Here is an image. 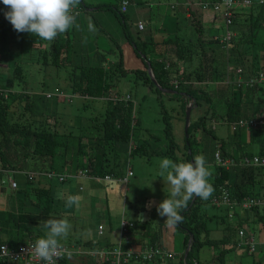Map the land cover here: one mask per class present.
Listing matches in <instances>:
<instances>
[{
  "label": "trees",
  "instance_id": "1",
  "mask_svg": "<svg viewBox=\"0 0 264 264\" xmlns=\"http://www.w3.org/2000/svg\"><path fill=\"white\" fill-rule=\"evenodd\" d=\"M121 1L117 0L116 3L108 5L87 3L85 0H81L75 10L76 22L79 25L80 18V23H84L83 26H85L82 27L81 24L79 27L73 26L66 33L59 34L51 42L43 41L39 37L34 38L35 36L30 33L16 32L4 15H0V170L12 172V176L18 182V189L11 194L13 203H9L10 209L0 211V245L7 244V246L16 249L28 240L35 241L44 234L40 225L45 220L64 218L76 207L75 205L71 208L65 207L64 201L58 199V194L66 193L65 189L69 186L61 188L55 193L52 186L33 182L37 174L40 176H44L41 173L46 172L54 175H56L55 172L70 174L79 168H86L97 182H100L98 180L103 179L106 174L119 176L121 174L119 166L122 162L120 154L123 147L131 144V141L137 137L140 144L138 143L136 148L140 153L148 156L167 155L174 162H191L196 155L202 154L206 158L207 166H214V170L208 177L209 183L215 189L212 196L206 201L195 197L189 201L187 208L180 212L184 219L182 223L175 226V229L183 235L184 246L178 257L180 264H204L200 252L203 247L208 246L214 250L212 254L214 260H217L218 264H225V255L237 249L236 237L239 228L247 227L249 224L247 230H251L255 236L254 228L259 230V227H264V224L259 225L260 220L264 222L263 214L260 212V208L263 206L254 205L248 209H244L242 206L243 198L264 194V184L261 180L264 168L232 167L228 169L216 162V156H221L224 159L234 157L235 151L247 156L255 154L249 153L243 148L251 143L257 145L258 154L264 155V124L249 130L241 128L232 130L231 127L234 122L240 119H264V85L258 82L252 85L245 84V80L254 77L260 72L259 70L264 71V39L259 37L262 30L264 38V0H249L248 3L236 0L229 8L231 14L233 13L230 23L224 22V25L222 24L224 34L216 37L206 35L200 11L201 8L212 7V4L220 3L221 0H189L182 5L178 0V2L172 3L171 10L167 11L168 14L176 16V32L172 33V38L170 34L164 36L163 40L158 39L161 37L152 35L149 18H147L148 22L144 23L143 20L138 19V14L134 15L133 13L131 18L125 15L131 2L143 4L142 0H128L129 5L126 12L120 11ZM204 3H207L208 6L204 7ZM104 7L112 9L122 26L125 38L135 53L141 57L144 68L126 70L123 65L120 45L111 38L114 44V48L111 49L112 55L117 53V60L108 59L107 54L111 50H97L89 53L87 45L89 41L92 42L93 34L88 31L89 20L87 21L86 17H89L91 10ZM149 9L151 8L149 7ZM157 10L164 12L163 9ZM138 21L144 24L142 30L137 26ZM94 25L97 31L106 32L98 28L96 24ZM186 26L193 27L195 38L181 37L184 34H179V32H182ZM81 28L82 30H80ZM259 28L261 29L259 30ZM83 30H86L87 34L84 38L82 37ZM227 33L230 34V39L224 40ZM256 37L261 41H257ZM252 51L255 53H251ZM32 54H36V57L33 58ZM248 55L252 59H249ZM195 57L201 60V65L193 70L185 68L184 66L191 64ZM31 61L40 63L42 69L43 67L44 69L50 68L55 73L64 72L67 75L66 86L64 84V87L57 85V91L61 92L59 95L64 93L63 90L68 89L75 96H83L87 100L100 101L103 104V112H100L99 116L90 117L92 123L86 126V128L88 127L87 133L89 132L85 137L86 140L82 135H74L71 131L66 132L62 128L63 125H59L56 117L53 119L48 113L35 111L39 107H42L44 111L50 108V105L44 102V97H50L51 93H48L50 96L32 93L34 89L32 86H28L24 74V64L32 63ZM148 64H150L157 84L148 74ZM181 65L182 68H180ZM234 68H242V72L236 74ZM129 71L133 72L135 84L140 83L151 89L154 88L158 94L177 95L180 100V108L185 111V116L189 104L191 105L190 117L194 108L204 112L193 123L189 121L185 151L181 158H178L175 152L178 145L173 135L172 118L164 108H162L166 142L164 148L159 147L160 136L148 133L146 134L148 139H146L142 134L135 133L140 124L135 101L129 95L128 99L120 95L117 84L112 80L114 76H116L115 78L119 74L125 76ZM238 77L244 81L240 85L236 81ZM175 82L177 86H175ZM219 84H223L220 92L214 89H217ZM212 87L213 89H211ZM226 91L232 94L230 97L225 95L223 100L221 94ZM217 98L220 100L218 101ZM14 101L23 102L24 109L30 112L28 118L11 120L10 106ZM38 104L41 106L38 107ZM218 106L220 108H217ZM208 110L212 111L210 118L213 120L218 118L230 126L232 134L229 142L215 141L213 127H206ZM149 142L150 145L145 147ZM231 147H234V152H231ZM132 148L130 145L129 154H132ZM32 171L34 176L30 182L28 175ZM67 180H58V182H67L66 184H68L71 181L82 179ZM79 183L81 182L79 181ZM255 186L258 187V190H255ZM76 187L79 191V187ZM220 187L229 189L230 195L225 203L222 199L223 195L219 191ZM81 191L74 193L75 191L71 188L67 194L76 195L82 202L84 200L81 199L85 195H80ZM29 196L31 197L29 210L22 211L19 209L20 206L15 209L18 202L24 201ZM206 203L211 204L212 207H222L225 210V218L222 217L221 222L226 221L227 224L223 236L219 239L209 237L210 230L207 228V223L217 218V215H211L206 210H202V206ZM100 221L102 220L98 219L95 226L97 229L98 225L102 224L104 226L103 234H99L96 230V239H88L84 242V246L92 249L94 254L89 249L78 253H73L69 249V257L70 255L74 256L73 258L77 261L78 257L86 256L91 257L88 264H109L104 257L100 256V252L112 249L115 244L104 239L107 236V231L105 224ZM126 221L132 225L128 226L127 237L123 239L124 249L128 248V236L137 225V222L133 220ZM111 224V220L108 218L106 228L111 227ZM110 230L111 228L108 229V231ZM120 232L121 230H119ZM2 236H6L4 241ZM190 240L191 246L185 255ZM259 244L260 241H257V247ZM245 249L247 250V248ZM65 257L60 259V264H79L73 263L71 260L68 261ZM161 260L158 258L154 261H147L138 258L136 262L161 264ZM165 262L166 264L171 262L170 258H165L163 263L165 264ZM0 264L13 263L0 258Z\"/></svg>",
  "mask_w": 264,
  "mask_h": 264
},
{
  "label": "rangeland",
  "instance_id": "2",
  "mask_svg": "<svg viewBox=\"0 0 264 264\" xmlns=\"http://www.w3.org/2000/svg\"><path fill=\"white\" fill-rule=\"evenodd\" d=\"M85 1L87 3H101L111 5L116 3L117 0ZM157 1L158 0H142L143 4L135 5V7L140 6L141 9L144 8V11L139 9L142 13V15L138 14L139 17H144L146 14L148 16H153L150 10L156 11L157 9H163L164 11H169L171 10L170 5L172 3H175L177 0H159V3H157ZM135 7H130L129 5V9L125 13V15L130 16L131 18L133 16V8ZM149 7L151 9H149ZM225 10L226 7L221 4L219 10L215 11V14L221 20L220 23H222L223 25L225 22V18L223 15ZM1 18H3V16H1ZM89 19H91V21L96 24L98 28L106 31L103 34L105 35L104 37L107 42V38H111L120 45V48L122 47L121 50L123 49L122 53L124 52V55L133 52L131 45L128 44L129 42L123 34L124 31L122 30L121 24L116 18L111 8L104 7L101 9L91 10L89 17H86L87 21ZM80 21L81 20L79 18V25L81 24V26L84 27V23H80ZM130 25L132 26V23ZM260 29L261 28H259V30ZM80 30H82V28ZM169 33H171L172 35V32ZM179 34H184L181 35V37L188 36L189 38H195V33L192 26H186L182 32H179ZM172 37L173 35L171 36V38ZM259 37L261 39H264L262 36V30L260 31ZM34 38H37V36H35ZM256 40L261 41L258 40V37H256ZM248 45H250V43H248ZM112 53L113 52L111 50L110 53L107 54V57H111V60H114L115 57L111 55ZM251 53L254 54L255 52L252 51ZM35 55L36 54H32V57L34 56L33 58H35ZM115 55L117 56V53ZM247 57L249 59H252L250 55H248ZM129 58L131 59V57H129L128 55V59ZM31 62L34 63V61ZM32 63L24 64V74L26 75L27 84L28 86H32V89H34L32 93H37L40 95L42 94L44 96H50L48 93H51L50 97H44V102L46 104H49L50 108L44 111L42 107H39L41 106V104H38L39 108L36 107L37 109L35 108V111L37 113H48L50 114L51 118L53 117V119L54 117H56L59 125H63L62 128L65 129L66 132L71 131L74 135H82V137L85 139V137H87V135L89 134V132L87 133L88 127L86 128V126H89L92 123L90 117L99 116V113L103 112V104L100 101L87 100L83 96H75L68 89L63 90L64 93L62 95H59V93L61 94V92L57 91V85H59L60 87H64L68 80L67 75H65L64 72L55 73L50 68L44 69L43 67L42 69V65H40V63ZM200 65L201 60L198 57H195L192 59L191 64H186L184 67L188 70H193L197 69ZM180 68H182V65ZM115 77L116 76H114L112 80L115 82V84H117L116 86L117 88H119V93L123 96H125L126 94H130V98L132 97L131 99L135 101L136 107L138 109V117L140 119V124L136 128L135 133L137 135L142 134V136L146 139H148V136L146 135L148 133L160 136L159 147L164 148L166 146L164 137L165 125L162 118L164 116L162 113V108H164L172 118L171 123L173 125V135L175 138V142L178 145L175 152L177 157L181 158L183 156V152L185 151V111L180 108V100L177 98V95L172 93L169 95L165 93L158 94V92H156L154 88L151 89L140 83L135 84L133 72L130 71L127 72L125 76L119 74L117 78ZM222 86L223 84H219L217 89H214L220 92ZM211 89H213V87ZM222 91H225V89H222ZM231 94V92L226 91L225 93L221 94V97L222 99L225 98V95L230 97ZM217 100L219 101L220 99L217 98ZM217 108H220V106H218ZM10 112H12V115L10 116L12 121L17 120L18 118L19 120L28 118L30 114L28 110L24 109L23 102L19 101L11 102ZM211 112V110H208V119L206 121V127H213V134L216 137L215 141L219 140L223 141L224 143L229 142L232 134L230 126L226 122H223L218 118L215 120L210 118L212 114ZM203 113L204 112L202 110L196 108L192 109L190 122L193 123L194 121H196L199 116L203 115ZM146 131L148 132L146 133ZM138 143L140 144V142L137 141L136 137L134 138V140L131 141V144L129 143L128 146L126 145L123 147V151L120 154V156L122 157V162L119 166V170L121 169V174L119 175L121 177L120 181L117 178L112 180L110 183H107L104 180H100L99 185L104 190H102V192L97 193L102 195L91 196L89 193V191H91V187L87 185L89 182L83 181L84 179L75 180L70 184H66L67 182L59 183L56 176L53 177V179H49L46 176H40L39 174L36 175L33 181L35 182V184L50 187L52 186L55 193H57L59 189L66 188L69 185L72 186L73 191H75L74 193H77L80 190L78 191L76 186L79 187L80 183L78 181H80L83 187V190L80 192V195H85V201L89 202L91 205V207H88L86 205V210H84L85 208L83 207V205L85 204L82 203L84 202L82 201L80 202L79 207L72 209L73 212H68L67 215L64 217L67 218L69 223L71 224V229L68 237L62 240L63 246L67 247L70 250H77L79 249V247H84V242L87 241L88 238L86 232L91 226L92 228H95L94 225L97 224L98 219H100V215H103L102 219L105 222L108 221V219L106 220L105 218L109 216L111 223L113 222L114 229H117L119 227L122 220H130L134 218L135 215L139 216L140 214H143V220H163L164 217L158 215L156 211L155 203H158L164 198H166V193L168 191L169 186L163 178L159 177V164L163 158H171L167 155L161 154L148 156L147 154L140 153L136 148V145H138ZM130 145L131 147H133L131 150L132 154H129ZM148 145H150V142L145 147H148ZM234 147H231V152H234ZM243 148H245L249 153H258V147L256 144L251 143ZM73 158H75V156H73ZM128 166L132 168L134 176L128 177L127 181L125 182L123 178L126 176V169ZM207 167L209 168L210 172L214 170L213 165H208ZM55 174H58V172H55ZM261 180L262 184H264V172L262 174ZM7 182L8 177L4 173H0V183L4 188L7 186ZM98 187L99 186H95V189H97ZM255 190H258L257 186H255ZM6 191L8 192V190ZM30 196L32 197L31 194ZM30 196L28 198H25L24 201L18 202L15 205V209H18V206H20L19 209H21L22 211L29 210L31 208L29 206V200L31 199ZM59 200L64 201L62 199ZM149 201L154 202L151 209L146 207ZM12 203L13 199H10V204ZM98 204L100 205L96 206ZM202 210H206L211 215H217V218H214L212 221H209L207 223V228H209L210 230L209 237L211 239L221 238L224 234L225 227L227 224L226 221L221 222V218H225L224 208L212 207L211 204L206 203L202 206ZM94 212H97V214L95 215ZM260 212L263 214L264 218L263 207L260 208ZM255 235V239L257 242L258 234ZM244 248L245 246L240 249ZM89 251L94 254V251L92 249H90ZM237 251L238 250L235 249L225 255V264H240L239 258L233 257L237 253ZM258 252L259 250L255 251V255ZM213 253L214 250L211 247H203L200 254L201 256H204L203 258H201L204 260V264H218V261L214 260V255L212 256ZM73 257L74 256L70 255L69 257V255H67L65 258L69 261L71 258L73 259ZM246 257L248 258V256ZM82 259V261L78 259L75 263L85 264L86 262L88 264L90 262L89 258L83 257ZM242 259L245 260L246 258L243 257Z\"/></svg>",
  "mask_w": 264,
  "mask_h": 264
},
{
  "label": "clouds",
  "instance_id": "3",
  "mask_svg": "<svg viewBox=\"0 0 264 264\" xmlns=\"http://www.w3.org/2000/svg\"><path fill=\"white\" fill-rule=\"evenodd\" d=\"M0 2H2L6 9L3 13L4 17L10 22L16 32L30 33L43 41L51 42L59 34L66 33L69 28L73 26L79 27L76 22L77 16L75 14V9L81 3V0H0ZM87 28L92 34L97 32V28L91 19L88 21ZM128 95L130 96V94ZM120 99L122 98L120 97ZM235 154L234 158L238 161L236 165L225 166L221 163L217 164L228 169L232 167L251 168L239 164L242 157L246 154L239 151ZM159 169V177L163 178L169 187L166 198L155 203L156 211L161 217H166L164 221L167 226L174 228L183 222L184 218L180 212L187 208L189 201L193 200L195 197H199L206 201L214 193L215 189L208 181L211 172L207 167L206 158L202 154L196 155L191 162H174L172 159L163 158L160 161ZM5 173L7 177L11 176L17 182L14 176H12V172L8 173L5 171ZM115 178L118 179L121 177L115 176ZM32 180L33 179H31L30 182ZM16 189H18V182ZM16 189L10 188V190L13 191ZM226 189L229 191L228 188ZM58 199L64 200L65 207L68 208L74 205L79 207L80 204L78 197L70 193L66 194L61 192L58 194ZM153 203L154 202L149 201L146 207L151 209ZM137 219L143 222V214H140ZM40 227L44 234L37 238L31 245V251L38 262H42V264H56L57 260L62 256V240L68 237L71 224L67 218H49L45 220ZM121 242H123V240ZM118 244L119 242L115 244V246ZM5 255H9L6 248ZM145 258H149V254L146 253ZM158 258L160 257H156L150 261H154ZM136 260L138 259L130 260L129 264L136 262ZM137 263L140 262L138 261Z\"/></svg>",
  "mask_w": 264,
  "mask_h": 264
},
{
  "label": "crops",
  "instance_id": "4",
  "mask_svg": "<svg viewBox=\"0 0 264 264\" xmlns=\"http://www.w3.org/2000/svg\"><path fill=\"white\" fill-rule=\"evenodd\" d=\"M137 1H139V0H137ZM188 1L189 0H184V1L179 0V3H181V5H182V3H184V2L187 3ZM238 1H240V0H238ZM242 1H244V0H242ZM259 1H261V0H259ZM176 2H178V0ZM135 5H140V4L132 3V2L130 3V7L131 6L135 7ZM140 8H141L140 6L133 8L134 15H137V14L142 15V13L139 10ZM141 10L144 11V8H142ZM150 11H151V14H153V16L152 15L148 16L146 14L144 17L141 16L138 19L143 20L144 23L145 22L147 23L149 21V23H150L149 26H150V29L152 30L151 32H152L153 36L161 37V40H163L164 36L171 34L169 32H172V33L176 32V23H175L176 16L174 14H168L167 11L161 12V10H156V11L150 10ZM215 13H216L215 10L212 9L211 6H208V8H206V9L201 8V11H200V15H201L200 18L203 21L205 33H206V35H210L209 37H212V36L216 37V36L224 34V29L222 28V23H220L221 20H220V18H218V16ZM187 16H188V14H187ZM147 18H149L148 21H147ZM86 35H87L86 30H83L82 31V37L84 38ZM104 36L105 35L99 31H97L95 34H93L92 42L89 41L88 45H87L89 53L96 52L97 50H99V51H110L111 49L114 48V45L112 44L113 41L110 38H107L108 39V42H107V40L105 39ZM128 44L130 45V43H128ZM131 48L133 49L132 46H131ZM122 51H123V49H122ZM122 55H123V65H124V68L126 70H134V69H138V68H144V63L141 60V57H139L135 53L134 49H133L132 53L124 55V52H123ZM128 55H129V57H131V59L130 58L128 59ZM113 56L116 59L117 56L114 54H113ZM108 59H111V57H108ZM140 60H141V62H140ZM0 173H2V174L4 173L6 175L5 171L0 170ZM101 180H103V179H101ZM83 181L89 182L87 185H89V187H91L90 188L91 191H89L91 196L102 195V194L97 193V192H102V190H104L103 188H101V186L99 185V182H97V180H94V178L93 179L87 178V179H84ZM93 181H96V182H93ZM98 181H100V180H98ZM105 182L110 183L111 181H105ZM70 183H68V184H70ZM6 184H7V186L4 188L0 183V211H6V210L10 209V207H11L9 203H10V199H11V194L14 191L10 190L8 182ZM80 186H82V184L79 185V187ZM95 186H99V187L97 189H95ZM71 188H72V186L69 185V187L66 188L65 190H67L69 192V190ZM6 190H8V192ZM67 191H66V194H67ZM95 193H97V194H95ZM81 200H84V202H82L85 204V205H83L84 208L86 205L88 207H91L90 203L85 201V198L84 199L82 198ZM99 205L100 204H98L96 206H99ZM84 210H86V208ZM94 214L96 215L97 212H94ZM102 216L103 215H100L99 220H102L100 222L105 224V229L107 231V236L104 239H107L110 242L117 244L120 241V237H119L120 225L117 229H114L113 222H112L111 227L106 228L107 222H105L102 219ZM107 217L109 218V216H107ZM107 217L105 218L106 220L108 219ZM137 217L138 216L135 215L134 218L130 219V220L137 222V225H136V228L134 230H132L130 232V235L128 236V239H129V244H127L128 249L130 248V249L135 250V251H138V250L140 251L146 245H150V244H155L158 246L160 245V247L163 248L168 253V258H170L171 262H169L167 264H180V259L178 256H179V253H181V251L183 250V246H184L183 235L180 232H178L175 229V227L173 228V227L167 226V224L164 221L166 219V217H164L163 220H161V221H155V220L152 221L151 219H145V220H143V222H140L137 219ZM262 224H264V222L262 220H260L259 225H262ZM247 226H249V224H247ZM109 228H111L110 231H108ZM259 228H260L259 230L254 228L255 234H258V241H260V244L258 245V247L256 249V251L259 250V252L255 255V253L254 254L249 253L248 250H246L245 248L244 249H236L239 252L237 251V253L233 257L239 258L240 264H264V227L262 226ZM96 230H98V229H96V226H95V228H92V226L89 228V230L86 232V235L88 237L87 240L88 239H92V240L96 239L95 238V237H97L96 236L97 235ZM156 234H159V235L157 236ZM5 239H6V236H2V240L4 241ZM85 249L88 250L89 248L84 246V247H79V249H77V250L73 249L71 251L73 253H78V252L84 251ZM246 256H248V258ZM84 257H86V256H84ZM203 257L204 256H201V258H203ZM243 257H245L246 259L243 260L242 259ZM82 258H83V256L78 257V259L80 261L83 260ZM86 258H89V257H86ZM70 260L73 263H75V261H76L74 258L70 259ZM164 261H165V258L161 260V264H164L163 263ZM85 264H87V263L85 262ZM131 264H138V263L132 262ZM140 264H142V263H140ZM165 264H166V262H165Z\"/></svg>",
  "mask_w": 264,
  "mask_h": 264
},
{
  "label": "built area",
  "instance_id": "5",
  "mask_svg": "<svg viewBox=\"0 0 264 264\" xmlns=\"http://www.w3.org/2000/svg\"><path fill=\"white\" fill-rule=\"evenodd\" d=\"M236 2V0H221L220 3H214L212 4L213 9L219 10L220 4H223L226 7V10L224 12V18H225V22L226 24H229L231 21V17L232 14L229 10V8ZM243 2H249V0H244ZM129 5V1L128 0H122L120 2V11L121 12H126L127 11V7ZM204 7H207L208 4L204 3L203 4ZM5 6L2 4V2H0V15H4V11H5ZM137 26L140 30H142L144 28V24L141 21H138ZM224 40H229L230 39V34L227 33L225 34V37L223 38ZM168 65V63H167ZM232 69V68H230ZM229 69V70H230ZM234 71L236 72V74H239L242 72V68H234ZM260 72H258L257 74H255L254 77H250L249 79L245 80V84L246 85H252L255 82L260 83L261 85H264V71L263 70H259ZM237 84L240 85L242 82V78L238 77V79L236 80ZM175 86H177L176 82H175ZM128 95L126 96V98L128 99ZM264 124V119L261 118L259 120L254 119V118H250V119H240L236 122H234L231 127L232 130H236V129H245V130H249L250 128H253L257 125H261ZM237 159H235L234 157H226L225 159L222 158L221 156H216V161L218 163L224 164L225 166H234L236 165V163L238 161H236ZM239 164L245 166V167H261L264 168V155H259V154H253L251 156H247L244 155L241 159V161L239 162ZM41 175H44L46 177L53 178L54 176L57 177V179L59 181H65L68 178H76V179H87V178H92L93 177L89 174L88 170L86 168H79L77 169L75 172L70 173V174H56L54 175L53 173L50 172H46V173H41ZM134 175V172L132 170V168L130 166L127 167L126 169V176L123 178V180L126 182L128 177H131ZM33 172L31 174L28 175V178L31 180L33 179ZM68 179V180H69ZM115 179V176L113 174H106L103 178V180L105 181H112ZM119 181L121 180V178H118ZM67 180V181H68ZM8 183H9V187L11 189H16L17 188V182L11 177L8 176ZM80 190H83V187L80 186L79 187ZM223 197V202H227L228 201V196L229 191L226 188H220L219 190ZM254 205H260L264 207V195H259V196H247L246 198H243L242 200V206L244 209H248L251 208ZM130 225H132L130 222L126 221V220H122L120 223L121 226V232H120V241L119 244L116 245L115 247H113L110 250H106L104 252H100V256L104 257L109 264H129L130 260H135L138 258L144 259V260H153L156 257H160V258H167L168 257V253L164 250H162L158 245L156 246H145L142 250H132V249H124L122 246V240L125 239L127 237L128 233V226L130 227ZM249 228V226L247 227H241L238 229V235L236 237V245L237 248L240 249L242 247L245 246V248H247L249 253H252L254 251H256L257 249V242L255 240V236L253 234V232L251 230H247ZM98 233L99 234H103V230H104V226L102 224L98 225ZM35 241L28 240L25 244H21L19 245L18 248L14 249L11 248L9 246H7V244H1L0 245V258L6 262H10V263H20V264H42V262H38L36 260V258L34 257L32 251H31V245L34 243ZM5 248L8 250V254L9 255H5ZM69 249L65 246H63V253L61 258L67 256L69 254ZM149 254V258H145V254ZM59 258L56 262V264H60V259Z\"/></svg>",
  "mask_w": 264,
  "mask_h": 264
},
{
  "label": "water",
  "instance_id": "6",
  "mask_svg": "<svg viewBox=\"0 0 264 264\" xmlns=\"http://www.w3.org/2000/svg\"><path fill=\"white\" fill-rule=\"evenodd\" d=\"M147 70H148V74L151 77V79H153V81L155 82V84H157L156 81H155V79H154L153 73L151 71L150 64H148ZM190 111H191V105H188V107L186 109V116H185V132H187L188 127H189ZM186 136H188L187 133H186ZM190 246H191V240L188 242V246H187V248L185 250V255H187V253H188V251L190 249Z\"/></svg>",
  "mask_w": 264,
  "mask_h": 264
},
{
  "label": "bare ground",
  "instance_id": "7",
  "mask_svg": "<svg viewBox=\"0 0 264 264\" xmlns=\"http://www.w3.org/2000/svg\"><path fill=\"white\" fill-rule=\"evenodd\" d=\"M76 10V9H75ZM233 14V13H232ZM234 80V79H233Z\"/></svg>",
  "mask_w": 264,
  "mask_h": 264
}]
</instances>
